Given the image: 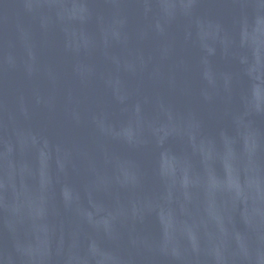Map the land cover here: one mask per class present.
Returning <instances> with one entry per match:
<instances>
[{
	"label": "water",
	"instance_id": "95a60500",
	"mask_svg": "<svg viewBox=\"0 0 264 264\" xmlns=\"http://www.w3.org/2000/svg\"><path fill=\"white\" fill-rule=\"evenodd\" d=\"M0 264H264V0H0Z\"/></svg>",
	"mask_w": 264,
	"mask_h": 264
}]
</instances>
